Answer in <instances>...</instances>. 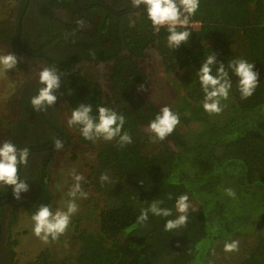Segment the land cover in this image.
I'll return each instance as SVG.
<instances>
[{
    "label": "trees",
    "instance_id": "obj_1",
    "mask_svg": "<svg viewBox=\"0 0 264 264\" xmlns=\"http://www.w3.org/2000/svg\"><path fill=\"white\" fill-rule=\"evenodd\" d=\"M188 30L189 41L176 50L167 46L166 27L155 31L146 10L121 30L131 54L142 56L155 49L163 58L172 95L179 101L173 112L180 117L164 141L153 142L154 136L144 129L159 111L131 105L135 98L128 88L119 90L123 102L116 109L106 102L100 84L80 74L65 84L68 112L84 103L91 104L97 116L98 105L108 107L125 117L123 131L133 141L124 147L118 138L88 141L74 127L76 141L98 158L82 184L98 194L94 207L103 202L98 230L77 231V264H264V0H200ZM212 53L217 67L223 63L227 68L230 59L239 58L254 63L260 81L255 93L242 99L238 77L228 69L229 98L221 101L220 114L210 115L203 109L196 73ZM192 122L198 134L190 140L186 131ZM49 173L46 166L38 195L25 205L27 212L34 213L40 204L51 207ZM104 173L109 180L102 184ZM228 188L235 198L226 194ZM185 194L190 204L187 225L165 231L167 220L179 215L177 198ZM157 199L172 216L149 213V219L138 224L140 210ZM233 240L239 241L238 251L225 252V242ZM33 264L67 262L53 261L45 251Z\"/></svg>",
    "mask_w": 264,
    "mask_h": 264
},
{
    "label": "flooded vegetation",
    "instance_id": "obj_2",
    "mask_svg": "<svg viewBox=\"0 0 264 264\" xmlns=\"http://www.w3.org/2000/svg\"><path fill=\"white\" fill-rule=\"evenodd\" d=\"M15 1L11 25L6 32H0V39L4 38L29 72L15 102V119L10 129L1 128L0 142L11 140L17 148H29L28 165L18 170L29 191L16 200L11 186L0 185V264H14L11 250L14 217L19 210L26 211L25 205L38 195L39 179L46 166L51 173L54 138L63 141L62 149L71 148L76 142V135L71 134L74 127L67 125L66 115L64 88L70 76L80 74L100 84L106 102L111 101L116 109L121 108L119 90L124 88L131 90V99L135 98L131 105L143 107L147 112L164 107L160 91L166 101L170 102L173 96L167 93V84H161L169 81L161 54L147 49L142 56L133 55L122 43L121 30L146 10L145 5L133 8L130 0ZM78 20L84 21L83 27L77 24ZM44 66L58 69L62 74L61 87L55 93L57 104L36 112L30 99L41 87L38 74ZM141 85L145 91H138ZM147 126L148 123L144 124L145 131ZM48 189L52 196L50 179Z\"/></svg>",
    "mask_w": 264,
    "mask_h": 264
},
{
    "label": "clouds",
    "instance_id": "obj_3",
    "mask_svg": "<svg viewBox=\"0 0 264 264\" xmlns=\"http://www.w3.org/2000/svg\"><path fill=\"white\" fill-rule=\"evenodd\" d=\"M200 0H130L133 8L140 5L146 6L147 17L152 22V27L159 32L162 27L167 29V46L176 50L182 44H186L192 33L188 30L191 18L199 9ZM77 24L83 27L84 21L78 20ZM196 24V23H193ZM17 57L14 53L0 54V75L15 69L17 66ZM214 53L206 55L202 67L196 73L198 81L204 93L203 109L208 114H220L223 111L221 101L229 98L232 89V81L229 76L230 69L238 77V91L242 99L250 98L256 88L259 86V73L255 71V64L246 59H230L227 68L223 63H219ZM215 67V75L213 68ZM39 84L36 95L30 99L32 108L36 111H42L57 104L58 97L55 93L61 87L62 74L55 66H44L39 74ZM138 91H145L144 85H141ZM98 115L93 116V107L91 104L80 103L72 109L71 115L67 120V125L78 127L85 140L95 142L98 139L104 141H113L118 138L120 147L131 144L132 137L129 132L123 131L125 117L116 111L105 107L97 106ZM180 123L178 113L171 110L169 106H164L159 113L151 120L147 126V131L154 136V141H164L170 136ZM55 151L63 148V141L56 137L52 142ZM30 156L28 147L17 148L11 140L0 142V185L11 186L13 196L16 200L21 199V193L29 191L26 180H21L18 170L23 166L27 167ZM74 183L71 185L66 201L62 208L55 211L49 205L40 204L37 210L32 214L33 233L43 243L56 241L63 236L71 223L72 217L78 212L79 205L77 198H87V193L82 190L81 182L84 177L77 174L76 170L70 172ZM101 183L109 180L106 173L100 176ZM59 188V185H57ZM228 196L235 198L233 189H225ZM189 197L181 195L177 198L175 208L179 215L175 219L167 220L165 231H172L185 227L188 221V210L190 208ZM162 200H153L147 208L140 210L137 218L138 224H144L149 219V213L158 217L172 216L171 209L162 208ZM239 241L233 240L225 242L224 251L231 253L238 251Z\"/></svg>",
    "mask_w": 264,
    "mask_h": 264
},
{
    "label": "rangeland",
    "instance_id": "obj_4",
    "mask_svg": "<svg viewBox=\"0 0 264 264\" xmlns=\"http://www.w3.org/2000/svg\"><path fill=\"white\" fill-rule=\"evenodd\" d=\"M15 0H0V32L11 25V21L15 14L14 7ZM14 7V8H13ZM197 25V24H194ZM198 26V25H197ZM6 32V31H4ZM11 52L7 47V43L3 38L0 39V54H7ZM18 61V60H17ZM29 69H27L19 61L15 69L8 71L6 74L0 75V132L1 128L10 129L15 119V102L19 96V92L26 83L25 77ZM164 86H167V93H172V86L169 81H162ZM161 101L163 100L164 106H169L171 110L176 108L179 101L175 97L172 100L166 101L163 91L159 92ZM173 111V110H172ZM69 118L71 112H66ZM193 123V122H192ZM196 124L193 123L186 131L188 138H194L197 133ZM76 135V130H71V134ZM77 135L75 136V138ZM54 154V158H52ZM50 164V187L53 197L51 208L55 211L57 208H62L66 201L69 199L67 193L74 183L70 174L71 170H76L77 174L84 177V181L88 178L91 167L98 164L96 154L80 142H75L71 148H64L55 153H51ZM82 181V182H84ZM81 187L87 193V198H77L79 205L78 212L72 217L71 223L67 232L56 241H49L43 243L37 238L32 229L33 221L31 215L24 210H19L13 222V245L11 250L14 252V264H33L37 258L45 251L51 253L52 260L58 263L67 262V264H77L76 258L78 257V229L98 230V216L100 215L103 207V202L99 206L94 207V199L96 197L93 188L83 185ZM59 185V188L57 187ZM98 195V194H97Z\"/></svg>",
    "mask_w": 264,
    "mask_h": 264
},
{
    "label": "built area",
    "instance_id": "obj_5",
    "mask_svg": "<svg viewBox=\"0 0 264 264\" xmlns=\"http://www.w3.org/2000/svg\"><path fill=\"white\" fill-rule=\"evenodd\" d=\"M192 25H194V24H192ZM198 26H200V25H198Z\"/></svg>",
    "mask_w": 264,
    "mask_h": 264
}]
</instances>
